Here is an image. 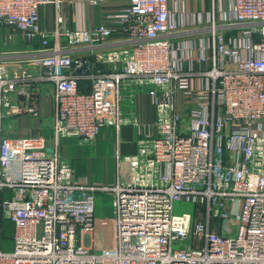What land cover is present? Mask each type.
Here are the masks:
<instances>
[{
  "label": "built area",
  "instance_id": "2783aa9c",
  "mask_svg": "<svg viewBox=\"0 0 264 264\" xmlns=\"http://www.w3.org/2000/svg\"><path fill=\"white\" fill-rule=\"evenodd\" d=\"M181 1L203 0H126L111 24L69 30L64 0H0V225L13 228L0 264H264V0H210L206 22ZM115 35L126 45L102 51ZM17 37L39 51L6 52ZM130 83L147 89L153 122H131L137 151L116 152L111 186L78 181L62 139L91 144L110 128L119 144ZM44 98L48 137L4 138L2 122L39 119ZM99 193L113 217L104 248L85 244ZM180 203L192 214H175Z\"/></svg>",
  "mask_w": 264,
  "mask_h": 264
},
{
  "label": "crops",
  "instance_id": "0c3cea01",
  "mask_svg": "<svg viewBox=\"0 0 264 264\" xmlns=\"http://www.w3.org/2000/svg\"><path fill=\"white\" fill-rule=\"evenodd\" d=\"M64 0L62 7V16L65 28L69 30H82L95 28L101 24H111V18L114 12L126 4V0ZM217 8V1L214 3ZM212 2L203 1H181L177 4V12L186 10L194 14H200L203 22H206V14L211 10ZM41 27L47 31L54 29V9L51 6L42 7L40 10ZM205 24V23H204ZM204 26V25H203ZM202 33L184 34L179 33L173 39L175 42L199 43L204 40ZM126 44L121 37L115 35L111 38L109 44L102 50L116 49ZM40 46L37 42L32 45L23 42L19 37L8 46L6 52H25L32 54L39 51ZM101 51V52H102ZM82 54L84 52H77ZM103 72H110V67L99 65ZM82 86V85H81ZM204 86L202 79H193L192 87L197 90ZM123 98L121 105V117L124 125L121 128L117 143V136L110 128H103L99 131L96 139L91 144H81L78 139L70 138L61 142L60 152L64 156L72 154L71 168L74 170L75 178L78 181L97 185L111 186L115 177V154L121 156L134 155L137 151L136 141L137 133L131 124L133 120H138L145 124H150L154 120V109L151 100L147 94L146 88H141L133 84H128L123 88ZM203 100L205 96H202ZM196 100L193 99L192 102ZM184 96L179 95L178 106L184 105ZM42 112L39 119H30L22 117L17 121L18 130L3 133L4 138H28L45 136L41 130V124L45 123L52 116V100L44 98L42 101ZM12 129V128H11ZM23 135L20 137L19 135ZM18 137H15V136ZM48 137V136H47ZM46 137V138H47ZM89 149V150H88ZM92 154V158L85 159V153ZM110 195L99 193L96 195L95 218L97 223V232L109 231L112 234V207Z\"/></svg>",
  "mask_w": 264,
  "mask_h": 264
},
{
  "label": "rangeland",
  "instance_id": "374dc122",
  "mask_svg": "<svg viewBox=\"0 0 264 264\" xmlns=\"http://www.w3.org/2000/svg\"><path fill=\"white\" fill-rule=\"evenodd\" d=\"M121 95H123V89L121 90ZM52 126H53L52 119H48L45 123L41 124L40 126L41 130L43 131L44 134H46L44 137H47L49 133L52 131ZM2 128H3V133L8 132L9 130L16 133V131L18 130L17 121L14 119L4 120L2 122ZM19 136L23 137L22 134ZM15 137H18V136L16 135ZM65 139H70V138H65ZM65 139H62V141ZM89 153L88 152L85 153V156H84L85 159H89V158L91 159L93 157L92 154H89ZM72 157H73L72 154L64 156V154L61 153L60 162H64L68 164L69 166H71L73 162ZM174 212L175 214H181V213H191L192 214L193 206L191 204L180 203L174 207ZM0 227H1L0 251L5 252V253H10L13 250V245L11 241L12 236H13L12 225L9 224L8 222L2 221ZM110 240H111V233L106 230V231H100L98 235H95L93 239V243H91L89 239H86L85 244L87 246H93V247H97L98 245H100L99 247L104 248L106 244L110 243Z\"/></svg>",
  "mask_w": 264,
  "mask_h": 264
}]
</instances>
